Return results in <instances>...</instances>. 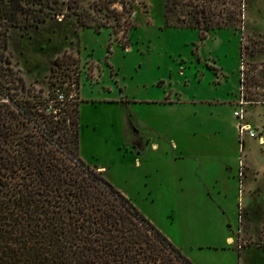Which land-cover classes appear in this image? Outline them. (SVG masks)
Returning <instances> with one entry per match:
<instances>
[{
    "label": "rangeland",
    "instance_id": "1",
    "mask_svg": "<svg viewBox=\"0 0 264 264\" xmlns=\"http://www.w3.org/2000/svg\"><path fill=\"white\" fill-rule=\"evenodd\" d=\"M49 1L62 13L36 25L1 26L7 27V47L0 64L47 96L55 58L67 52L77 59L64 72L78 78L80 156L106 164L107 175L141 212L164 227L172 221L168 230L177 247L185 256L198 254L199 264L216 262L220 252L198 248L218 243L228 226L234 236L239 214L241 235L264 245V144L248 136L239 142L233 115L243 104V122L264 135V0H94L119 11V19L105 9L93 14L91 21L110 25L99 28L64 15L69 0ZM92 1L78 3L91 11ZM197 24L215 28L202 36L189 27ZM53 79L66 85L63 74ZM16 85L11 87L21 95ZM143 136L159 147L148 143L138 166L128 141ZM179 149L188 157L180 158ZM200 167L212 175L211 202L193 201L184 197L189 190H180V183L198 180ZM163 177L166 184H155Z\"/></svg>",
    "mask_w": 264,
    "mask_h": 264
},
{
    "label": "trees",
    "instance_id": "2",
    "mask_svg": "<svg viewBox=\"0 0 264 264\" xmlns=\"http://www.w3.org/2000/svg\"><path fill=\"white\" fill-rule=\"evenodd\" d=\"M78 2L69 0L63 14L74 15L81 27H109L91 21L104 9L119 19V11L105 3L93 0L90 11ZM60 13L49 0H0L1 55L7 47L4 23L36 25ZM189 27L202 36L215 28ZM76 63L67 52L55 58L47 96L0 64V264H193L79 156L78 78L64 72ZM56 73L65 76L64 87L55 85Z\"/></svg>",
    "mask_w": 264,
    "mask_h": 264
},
{
    "label": "crops",
    "instance_id": "3",
    "mask_svg": "<svg viewBox=\"0 0 264 264\" xmlns=\"http://www.w3.org/2000/svg\"><path fill=\"white\" fill-rule=\"evenodd\" d=\"M162 101V100H161ZM170 102V101H169ZM171 139H174L171 137ZM179 142V140H177ZM129 144H131V147L132 149L129 150V154L130 156H132L131 158L133 159V162L134 164L136 165H141V161L144 159V157L146 156L145 155V151H146V145L149 143V145L151 147H154V148H158L159 147V144L157 141L155 140H150V138H147L146 136H143V137H138V138H134L130 141H128ZM173 144H174V147L175 148L174 150L178 149V146L175 144V141H173ZM128 145V144H127ZM180 147V146H179ZM79 151V149H78ZM178 153H181V156L180 158H184L185 155H187L188 157V154L189 152H184L183 149H179ZM183 153V154H182ZM80 156V154H79ZM81 157V156H80ZM82 158V157H81ZM83 159V158H82ZM173 161H176L178 159V157L176 156H173L172 157ZM84 160V159H83ZM87 164H91L92 166L96 165L100 172L104 175V177L114 185V187H116L118 190H120L125 196L128 197V195L124 192V188H122L121 186H119L118 184H116L114 182V180L112 179L111 176H108L107 175V172H108V168L106 166V164H99V163H96L95 161L92 160V162H87L86 160H84ZM188 173H190L189 171H187ZM198 173L197 177H198V180L193 182H182L180 183L179 185L181 186V189L180 190H189V193L190 194H184V197L186 196H192V200L198 196L200 197V199H203V200H208L209 202H211L210 200V187H213L212 186V182H210V177L212 176L211 175V172L209 170H205L203 168H199L197 171ZM192 176L194 175V170L192 171ZM178 176L177 177V181L181 182L184 180L183 176H180L179 173L176 175ZM216 177V175H215ZM226 178H230V176L228 175ZM168 177H163L162 180H157V182L155 184H166L167 181H168ZM214 182H217L218 180L217 179H213ZM148 184V183H147ZM211 184V186H210ZM186 185V186H185ZM222 186V184H221ZM201 191H204V196H206L207 198L203 197L201 195ZM205 191H208V192H205ZM217 193H220V190L218 189L217 190ZM130 200L131 198L128 197ZM185 199V198H184ZM190 198H187V205L191 202H189ZM193 200V201H194ZM191 201V200H190ZM196 201V200H195ZM189 204V205H190ZM136 205V204H135ZM195 207H199L200 204H198L197 202L194 204ZM138 208V207H137ZM192 208V206H191ZM222 211L220 212L219 210L217 211L218 214H221L223 215L226 220H228V216L226 215V212H224V209L222 207H219ZM139 209V208H138ZM185 209H190V206L185 208ZM140 210V209H139ZM141 211V210H140ZM143 213V211H142ZM163 234H165L167 236V238L176 246L179 245V241L178 239L175 237L174 234H172L168 229H170V225L172 224V221L171 222H168V224H164L166 227H164L163 225L160 224V222H158L153 216H150L148 215L147 213H143ZM223 222H225V220H223ZM228 226V225H227ZM225 227V226H224ZM229 227V226H228ZM226 227L225 230L222 231L221 233V238H220V241L218 243L216 242H210V241H207L204 243L203 247H199L198 249L200 248H203V249H206L208 250V252H220L221 254L219 255V258L216 260V262H214V264H264V262H261L260 258L264 255H262V253L260 252H263L264 254V247L261 246V244L259 243H256L254 241H252V244L248 245L247 247H244L242 249H238L236 248V246H234V244H230L228 243V240L229 238L231 239V237H235V233H234V236L231 235L229 233L230 229ZM229 229V231H228ZM233 234V233H232ZM179 247V246H178ZM190 249H192V247H190ZM255 252H258V253H255ZM210 254V253H209ZM188 256L192 261L193 263L195 264H199L200 261L199 259L197 258L198 257V254L194 257L192 256H189V255H186Z\"/></svg>",
    "mask_w": 264,
    "mask_h": 264
},
{
    "label": "built area",
    "instance_id": "4",
    "mask_svg": "<svg viewBox=\"0 0 264 264\" xmlns=\"http://www.w3.org/2000/svg\"><path fill=\"white\" fill-rule=\"evenodd\" d=\"M241 51V42H240V49H239V54ZM240 60L242 61L243 58L240 55ZM241 85H243L241 83ZM59 97H62L61 95ZM243 104H239V108L233 111V115L239 119V123L237 125V134L239 138V142L243 139L244 136L248 137H258L260 144H264V135L262 133H257L255 129L251 128L247 124L243 122ZM241 184V180H240ZM241 222H242V216L239 214L238 217V228L237 231L235 232V237L229 238L228 243L234 244L236 248L242 249L244 247H247L248 245L252 244V240L249 238H245L241 235Z\"/></svg>",
    "mask_w": 264,
    "mask_h": 264
},
{
    "label": "flooded vegetation",
    "instance_id": "5",
    "mask_svg": "<svg viewBox=\"0 0 264 264\" xmlns=\"http://www.w3.org/2000/svg\"><path fill=\"white\" fill-rule=\"evenodd\" d=\"M242 221H243V219H242ZM242 223V222H241Z\"/></svg>",
    "mask_w": 264,
    "mask_h": 264
}]
</instances>
